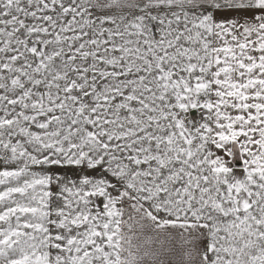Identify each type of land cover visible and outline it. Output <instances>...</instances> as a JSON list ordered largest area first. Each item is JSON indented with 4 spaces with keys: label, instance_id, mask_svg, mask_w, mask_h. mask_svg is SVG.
Masks as SVG:
<instances>
[{
    "label": "snow or ice",
    "instance_id": "obj_1",
    "mask_svg": "<svg viewBox=\"0 0 264 264\" xmlns=\"http://www.w3.org/2000/svg\"><path fill=\"white\" fill-rule=\"evenodd\" d=\"M0 264H264V0H0Z\"/></svg>",
    "mask_w": 264,
    "mask_h": 264
}]
</instances>
